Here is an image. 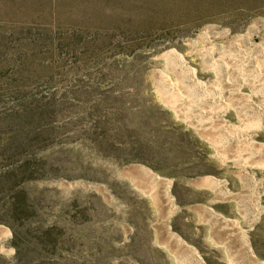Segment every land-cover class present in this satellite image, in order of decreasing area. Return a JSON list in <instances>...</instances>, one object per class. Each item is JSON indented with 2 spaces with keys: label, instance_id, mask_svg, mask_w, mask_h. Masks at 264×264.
I'll return each instance as SVG.
<instances>
[{
  "label": "rangeland",
  "instance_id": "rangeland-1",
  "mask_svg": "<svg viewBox=\"0 0 264 264\" xmlns=\"http://www.w3.org/2000/svg\"><path fill=\"white\" fill-rule=\"evenodd\" d=\"M210 25L262 44L264 0H0V264H195L174 235L204 264H246L215 212L241 229L264 210V51L214 52L225 78L200 53Z\"/></svg>",
  "mask_w": 264,
  "mask_h": 264
},
{
  "label": "bare ground",
  "instance_id": "bare-ground-1",
  "mask_svg": "<svg viewBox=\"0 0 264 264\" xmlns=\"http://www.w3.org/2000/svg\"><path fill=\"white\" fill-rule=\"evenodd\" d=\"M256 22V21H255ZM254 23V22H253ZM256 24V23H255ZM206 27V26H205ZM248 30H249V32H251V35H252V33H256V32H258L259 30L257 29V26L256 25H250V27L248 28ZM262 32V31H261ZM246 33H247V31H246ZM230 35V34H229ZM244 35V34H243ZM235 35V36H233V37H230V36H228V31L227 30H220V31H217L216 29H215V27L214 26H208V27H206V29L205 30H203L202 32H200V37L202 38L203 37V39H205V38H207L208 39V41H207V46H205V47H203L202 48V51L200 52V53H202L203 54V58H204V60H205V62L211 67V69L213 68L214 70H217V71H219L220 73H223V77H225L226 78V76H227V73L229 72V65L227 66L226 65V63H221V65L220 64H218V61L215 59V58H213L212 57V54L214 53V52H223L224 51V49L225 48H227L228 50L227 51H231L232 52V50H233V52L235 53V51L234 50H237L238 48H240L239 47V45H238V41H243V43H244V40L246 39V35ZM248 35V34H247ZM264 35V34H263ZM198 36V35H197ZM196 36V37H197ZM198 36V37H199ZM250 36V35H249ZM210 37H213V38H218V39H223V38H225V39H228V41L227 42H225V43H220V42H212L211 41V38ZM252 37V36H251ZM262 37V36H261ZM247 39H249L248 37H247ZM245 40L246 41V47H248L247 49L248 50H250V52H249V55L250 54H253V53H262V51H264L263 49H264V38H263V41H262V44L260 43V44H253L251 41H249V40ZM262 39V38H261ZM201 40V39H200ZM214 40V39H213ZM198 42V41H197ZM188 43V42H187ZM191 43V42H190ZM193 43V42H192ZM242 43V42H241ZM204 44V43H203ZM193 45V44H192ZM245 45V44H244ZM243 48V47H242ZM199 49V48H198ZM246 50V49H245ZM197 51H199V50H197ZM227 51H225V54H226V52ZM173 51H170V52H167V53H165V54H163V56H165V55H170L171 53H172ZM232 52V53H233ZM248 52V51H247ZM174 53V52H173ZM233 53V54H234ZM245 53V52H244ZM215 54V53H214ZM224 54V53H223ZM240 54V53H239ZM248 54V53H247ZM172 55V54H171ZM170 55V56H171ZM198 55H200L199 53H198ZM228 55L230 56V59H232V62H233V60H234V57H232L233 55L231 54V53H228ZM237 55V54H236ZM260 55V54H259ZM258 55V56H259ZM264 55V54H263ZM226 56V55H225ZM235 56V55H234ZM238 57H239V55H237ZM247 56V55H246ZM245 56V57H246ZM242 57H244V56H242ZM170 58H172V57H170ZM240 58V57H239ZM260 58H261V56H260ZM169 58H167V60H168ZM238 59V58H237ZM241 59H243V58H241ZM246 59V61H247V59H248V61H247V64H248V66H250V67H254L255 69H257L258 68V63H257V60H253L252 59V57L251 56H248L247 58H245ZM245 59H244V61H245ZM175 60V59H174ZM238 60H240V59H238ZM261 60V59H260ZM263 60V59H262ZM220 61V60H219ZM226 61V60H225ZM231 61V60H230ZM245 61V62H246ZM172 62V61H171ZM238 62V61H237ZM242 62V61H241ZM243 63V62H242ZM173 64V63H172ZM171 64V65H172ZM233 64V63H232ZM238 64V63H237ZM170 65V66H171ZM241 65H243V64H241ZM218 66H220L221 67V69L218 67ZM247 66V67H248ZM176 67L178 68V69H180V71L184 74L185 73V75L183 76V80H182V82H183V84L185 85V84H189V86H192L193 88H195V89H197L198 91H203V90H205V87H202V84H200V82L195 78V76H194V74L193 73H189L190 71H189V69H188V66H184V64H183V61L180 59V58H177V60H176ZM244 67H246V66H244ZM246 67V68H247ZM172 68H173V65H172ZM176 68V69H177ZM192 69V68H191ZM247 69H249V67L247 68ZM254 69H252V71H253ZM174 71H175V69H174ZM250 71V70H249ZM173 72V71H172ZM180 72V73H181ZM216 72V71H215ZM176 73H178V72H176ZM217 74V73H216ZM249 74V73H248ZM177 76V75H176ZM178 77V76H177ZM182 77V76H181ZM164 78V77H163ZM167 79V78H166ZM168 79L169 80H167L165 83L166 84H168L169 86V88L170 89H172V90H174V89H176L177 88V91H178V86H176L175 85V82L173 83V81H171V78H169L168 77ZM175 79V78H174ZM219 79V78H218ZM263 79V78H262ZM244 80V79H243ZM251 81V80H250ZM177 82V81H176ZM224 82L227 84V85H229V82L226 80V79H224ZM241 82V81H240ZM183 84L181 83V85L183 86ZM185 87V86H184ZM183 87V88H184ZM191 87V88H192ZM227 87V86H226ZM235 87V86H234ZM228 88H230V87H228ZM166 91V90H165ZM183 91V90H182ZM179 92H180V89H179ZM178 92V93H179ZM227 92L229 93V97L231 98V99H233L234 97H235V95H237V96H242V95H244V94H242V92L240 91V90H235V91H231L230 89L229 90H227ZM167 93V92H166ZM170 93V92H169ZM168 93V94H169ZM175 93V92H174ZM181 93H183V92H181ZM196 93V92H195ZM172 94V93H171ZM177 94V93H176ZM181 95V94H180ZM184 95V94H183ZM182 95V96H183ZM246 95V94H245ZM167 96H169V95H167ZM171 96V95H170ZM216 96V95H215ZM228 97V98H229ZM181 98V97H180ZM227 98V99H228ZM244 98H246V97H244ZM248 98V97H247ZM214 99H216V101L215 100H212L214 103L216 102V104H217V102H219V101H222V100H219V97L217 96V98L216 97H214ZM240 99V98H239ZM249 99V98H248ZM179 100V99H178ZM184 99H182V101H183ZM230 100V99H229ZM237 100H238V98H237ZM208 101H210V100H208ZM242 101V100H241ZM243 102L245 103V104H250L251 102H250V100H244L243 99ZM243 102H242V104H243ZM182 104V103H181ZM219 104V103H218ZM252 104V103H251ZM258 104V103H257ZM247 105V106H248ZM258 106L259 105H257V109H258ZM186 107V106H185ZM261 107V106H260ZM263 107V106H262ZM262 108H260V110H261ZM247 110H249V108L247 109ZM258 111V110H257ZM250 112V111H249ZM259 112V111H258ZM247 113H248V111H247ZM262 114V113H261ZM263 117V116H262ZM260 122V121H259ZM123 172V171H122ZM121 172V173H122ZM124 173L127 175V176H130V178L131 179H136V180H138V182H139V180L140 181H147L148 183H151L152 185H158L159 183H165V187H164V190H165V192H166V196H169V194L167 193L168 192V188H169V186H170V181H168L167 179H164V178H161L158 174H156V173H154V172H152L151 170H149V169H147V168H145V167H143V166H139V165H136V166H131V167H128V168H126L125 170H124ZM121 175V174H120ZM128 178V177H127ZM146 182V183H147ZM143 183V182H142ZM145 183V185H147ZM141 184V183H140ZM139 184V185H140ZM149 185V184H148ZM151 185V186H152ZM163 185V184H162ZM157 187V186H156ZM150 188V187H149ZM153 188H154V186H153ZM152 188V189H153ZM154 189H157V188H154ZM172 199H171V197H169V201H171ZM170 204H171V202H170ZM174 209V208H173ZM218 217H220V218H222L223 220H224V218L221 216V215H219V214H216ZM225 221H227V224L229 225V226H234V224H233V222L232 221H230V220H225ZM164 229H166V228H164ZM234 230H236L237 231V228L236 229H234ZM166 233V232H165ZM238 234H240V233H238ZM237 235V234H236ZM6 236H7V233H6V231L3 229V228H1L0 227V240H4L5 238H6ZM177 239H175V240H177L178 241V243L179 244H181V245H183V246H186V247H188L190 250H191V253L193 254V260L195 261V264H204L203 262H202V260L199 258V256H198V254H197V252H196V250L191 246V245H188L187 243H185L183 240H181L178 236H176V235H174ZM168 239V238H167ZM242 240V239H241ZM244 240L246 241V239L244 238ZM244 241H242V243H243ZM245 243V242H244ZM248 243V242H247ZM243 246H244V244H243ZM248 246V245H247ZM246 250L244 249V252H245ZM246 252H248V251H246ZM249 254H250V257H251V259H252V261L255 263V264H264V261H262V260H260V259H258L256 256H254L252 253H250L249 252ZM248 254V255H249ZM247 256V255H246ZM234 259V258H233ZM236 259V258H235ZM234 259V260H235ZM239 259V258H238ZM236 261V260H235ZM229 263L228 264H234L230 259H229V261H228ZM250 262H251V260H250ZM239 263H240V261H239ZM236 264H238V260H237V263ZM251 264H252V262H251Z\"/></svg>",
  "mask_w": 264,
  "mask_h": 264
},
{
  "label": "crops",
  "instance_id": "crops-1",
  "mask_svg": "<svg viewBox=\"0 0 264 264\" xmlns=\"http://www.w3.org/2000/svg\"><path fill=\"white\" fill-rule=\"evenodd\" d=\"M215 180H216V182L218 181V183H215V186H214V188L216 190V193H214V199H215L214 202L217 204H225V203L231 201V199H230L231 197L229 198V195H228L229 190L226 187L227 181L217 180V179H215ZM202 186L203 185H201V187ZM220 195H221V197H219ZM248 206H250V208H248L249 213L246 216L240 215L237 219L241 229L237 228L238 227L236 225L237 222H235L231 217H228L225 214H223L224 213L223 210L221 211V213L215 212V215L219 214L224 218V220H223L222 218L219 217L220 221L222 222L221 228H223L224 230L229 229L232 233L237 234L236 237L239 239V242L241 244V249H242L241 251H242V253L247 255L246 256V264H251V262H252V264H255L252 261L249 252L252 253L254 256H256L258 259L264 261V210L260 209L259 207L257 209L256 207H253V205H252V207H251V205H248ZM219 218H218V220H219ZM225 220L232 221L235 224V226H233V227L229 226L227 224V221H225ZM236 228H237V231L234 230ZM238 233H240V234H238ZM233 237L234 236L232 235V238ZM244 238L246 239V241L244 240ZM242 241H244L245 243L244 242L242 243ZM243 244H244V246H243ZM244 249L248 252H246V251L244 252ZM225 252L230 253L229 250H227ZM232 253H233V251L231 250V253H230L231 256H232ZM234 259H233V257L230 258V260L234 264H236L238 257H234ZM250 260H251V262H250ZM238 264H241V263L238 262Z\"/></svg>",
  "mask_w": 264,
  "mask_h": 264
},
{
  "label": "clouds",
  "instance_id": "clouds-1",
  "mask_svg": "<svg viewBox=\"0 0 264 264\" xmlns=\"http://www.w3.org/2000/svg\"><path fill=\"white\" fill-rule=\"evenodd\" d=\"M10 235L11 234H9V236ZM0 251H3V250H0ZM14 255H15V249L9 246L6 250L5 258L8 260H11Z\"/></svg>",
  "mask_w": 264,
  "mask_h": 264
}]
</instances>
